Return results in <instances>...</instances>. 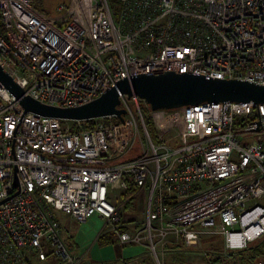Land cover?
<instances>
[{
    "label": "built area",
    "instance_id": "obj_1",
    "mask_svg": "<svg viewBox=\"0 0 264 264\" xmlns=\"http://www.w3.org/2000/svg\"><path fill=\"white\" fill-rule=\"evenodd\" d=\"M37 3L0 0V64L41 102L77 106L126 75L167 69L264 84V0H118L117 14L109 0L62 1L54 14ZM119 107L124 122L25 111L19 123L24 107L0 80V264H90L56 210L99 214L157 264L173 237L201 249L222 235L224 251L204 264H237L264 236V103L152 110L124 94ZM132 186L147 190L134 232L111 198Z\"/></svg>",
    "mask_w": 264,
    "mask_h": 264
},
{
    "label": "water",
    "instance_id": "obj_2",
    "mask_svg": "<svg viewBox=\"0 0 264 264\" xmlns=\"http://www.w3.org/2000/svg\"><path fill=\"white\" fill-rule=\"evenodd\" d=\"M0 80L14 94L25 111L63 119H92L116 115L123 120L126 113L119 107L121 95L145 98L152 110L172 109L203 102H255L264 103V84L242 78H219L184 70H159L130 74L110 86L96 98L71 107L47 104L29 94L1 66Z\"/></svg>",
    "mask_w": 264,
    "mask_h": 264
},
{
    "label": "crops",
    "instance_id": "obj_3",
    "mask_svg": "<svg viewBox=\"0 0 264 264\" xmlns=\"http://www.w3.org/2000/svg\"><path fill=\"white\" fill-rule=\"evenodd\" d=\"M135 195L139 196L141 209L144 210L145 207L146 213L147 190L143 189L139 192L136 190ZM120 213L128 221L125 229L130 232H134L143 224L146 215L143 213L144 218L138 219L134 214ZM64 221L69 222V230L66 235H63L64 238L76 252L85 255L90 264H157L156 258L146 245L134 242L122 244L118 236L109 228L106 220L99 214L92 215L84 222H78L66 214ZM173 238L164 251L163 264H204L206 253L224 251L223 239L204 235L203 245L201 249H197L186 246L181 239ZM235 256H238L237 264H256L259 260L264 261L263 257L251 258L247 250H240L232 257ZM207 264L222 263L216 259Z\"/></svg>",
    "mask_w": 264,
    "mask_h": 264
},
{
    "label": "rangeland",
    "instance_id": "obj_4",
    "mask_svg": "<svg viewBox=\"0 0 264 264\" xmlns=\"http://www.w3.org/2000/svg\"><path fill=\"white\" fill-rule=\"evenodd\" d=\"M38 1H42V0H38ZM46 1L48 3L46 10L49 13H53L54 7L59 2H62L63 0H46ZM39 7L42 8L43 6H39ZM117 9H118V3H117V7L114 8V12L116 14L118 12ZM116 14H115V16H117ZM111 198H112L113 202L119 206L120 212H122L124 214H129V213L134 214L138 217V219L144 218V214H146L145 213V207H144V210L141 209L140 198L138 195H135V192H131L130 190L117 191L111 196ZM259 203L264 205V196L261 199H259ZM55 213H56V216L61 223L63 235L64 234L66 235L68 233V230H69V224H68L69 222L64 221V216L66 214L63 213L62 211H59V210H56ZM63 214H65V215H63ZM207 236L208 237H215L216 239H223L224 240V238L218 234L207 235ZM248 247L254 248L255 250H257L259 252L258 256L263 257V259H264V236L256 239L255 241L250 242ZM247 251H249V250H247Z\"/></svg>",
    "mask_w": 264,
    "mask_h": 264
},
{
    "label": "trees",
    "instance_id": "obj_5",
    "mask_svg": "<svg viewBox=\"0 0 264 264\" xmlns=\"http://www.w3.org/2000/svg\"><path fill=\"white\" fill-rule=\"evenodd\" d=\"M64 2H67L68 0H63ZM110 1V4H111V6L113 7V8H116L117 7V3H118V0H109ZM41 4V5H40ZM47 1L45 0H42V1H38V3H37V7L39 8V9H41L42 11H44V12H46V13H48V14H54L55 13V8H56V6L54 7V10H53V13H49L47 10H46V8H47ZM39 6H43L42 8H40ZM0 30L1 31H3V28H2V24H1V20H0ZM145 120H146V123H147V126H148V128H149V130L152 132V133H154V126H153V122H152V119H151V116L147 113V111H146V109H145ZM105 121L106 122H109L110 121V119L109 118H105ZM90 125H93L95 122L93 121V120H91L90 122ZM131 192H135L136 191V189L135 188H133V186L129 189ZM245 250V249H244ZM246 250H249V251H247L249 254H250V256H251V258H259L260 256H258V254H259V252L257 251V250H255L254 248H247Z\"/></svg>",
    "mask_w": 264,
    "mask_h": 264
}]
</instances>
